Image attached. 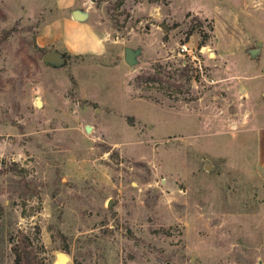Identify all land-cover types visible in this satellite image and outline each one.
Here are the masks:
<instances>
[{
  "label": "rangeland",
  "instance_id": "374dc122",
  "mask_svg": "<svg viewBox=\"0 0 264 264\" xmlns=\"http://www.w3.org/2000/svg\"><path fill=\"white\" fill-rule=\"evenodd\" d=\"M219 2L0 0V264H264V21L217 52Z\"/></svg>",
  "mask_w": 264,
  "mask_h": 264
},
{
  "label": "crops",
  "instance_id": "0c3cea01",
  "mask_svg": "<svg viewBox=\"0 0 264 264\" xmlns=\"http://www.w3.org/2000/svg\"><path fill=\"white\" fill-rule=\"evenodd\" d=\"M219 1L220 2L218 4H214V6L212 8V11L215 13V15L208 14L210 16H213L215 18V20L217 21L216 31H215L216 36L214 38V39H216V41L214 42L212 40L214 43H217V46H215V49L217 52H219L220 50L224 51L225 45L230 42L229 41L230 33L228 35V33L225 30L226 35H223V33H224L223 29L225 27H222V25L220 24L219 21H225V20L228 21L227 24L230 23L232 28H236V26L239 27L240 25H241V28H242V26L246 27V25L248 24V21H250V20H255V21H257V23H263V21H264V0H219ZM173 4H174V1H173L172 5ZM78 9H81V8L78 7ZM205 9H206L205 6H203L201 3L200 4L194 3V4H192V6H190L188 4L187 8L185 10H189V11H193V12H197V13L199 12L201 14L206 15L207 12ZM253 11H260V12H262V15L259 16L258 12H256L257 14H254L255 12H253ZM238 13H243L245 17L240 18L241 16H239ZM240 20L243 22H240ZM72 22L73 23H70V24H76V26L80 27L81 21H77V20L72 18ZM219 28H221L222 30H219ZM230 37H232V35ZM244 42H245V40L243 39L241 41L239 40L236 43L242 46V44H244ZM233 43H234V41H231V43H229V44H233ZM259 45H261V44H259ZM251 49L252 48L248 47L246 51L250 52ZM227 50H233V49H227ZM260 50L261 49L258 48L257 51H255L254 53L260 54Z\"/></svg>",
  "mask_w": 264,
  "mask_h": 264
},
{
  "label": "water",
  "instance_id": "95a60500",
  "mask_svg": "<svg viewBox=\"0 0 264 264\" xmlns=\"http://www.w3.org/2000/svg\"><path fill=\"white\" fill-rule=\"evenodd\" d=\"M71 17L77 21H83L87 17V13L81 9L75 8L71 11ZM259 45V44H258ZM258 47L251 49V53L257 51ZM124 61L129 65L132 66L137 63L138 56L141 53V47L132 48L130 46H124ZM42 60L44 62H49L52 64H57L60 61V54L55 49H50L46 53L43 54ZM85 130L89 131V127L86 125ZM57 264H65L68 257L66 254L58 252L56 253Z\"/></svg>",
  "mask_w": 264,
  "mask_h": 264
},
{
  "label": "trees",
  "instance_id": "16d2710c",
  "mask_svg": "<svg viewBox=\"0 0 264 264\" xmlns=\"http://www.w3.org/2000/svg\"><path fill=\"white\" fill-rule=\"evenodd\" d=\"M46 52H47V51H46ZM46 52H45V53H46ZM19 258H20V254H19L18 251H17V253H16V258H15V259H16V262H17L18 264H20V263L18 262V261H19Z\"/></svg>",
  "mask_w": 264,
  "mask_h": 264
},
{
  "label": "built area",
  "instance_id": "2783aa9c",
  "mask_svg": "<svg viewBox=\"0 0 264 264\" xmlns=\"http://www.w3.org/2000/svg\"><path fill=\"white\" fill-rule=\"evenodd\" d=\"M180 50H182V51H186L187 50L185 44H183V45L180 46Z\"/></svg>",
  "mask_w": 264,
  "mask_h": 264
}]
</instances>
